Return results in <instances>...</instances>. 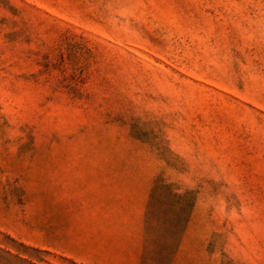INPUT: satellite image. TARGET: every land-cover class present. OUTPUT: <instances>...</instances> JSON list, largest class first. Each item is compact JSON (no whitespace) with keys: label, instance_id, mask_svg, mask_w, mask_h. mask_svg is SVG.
Wrapping results in <instances>:
<instances>
[{"label":"rangeland","instance_id":"obj_1","mask_svg":"<svg viewBox=\"0 0 264 264\" xmlns=\"http://www.w3.org/2000/svg\"><path fill=\"white\" fill-rule=\"evenodd\" d=\"M0 264H264V0H0Z\"/></svg>","mask_w":264,"mask_h":264}]
</instances>
